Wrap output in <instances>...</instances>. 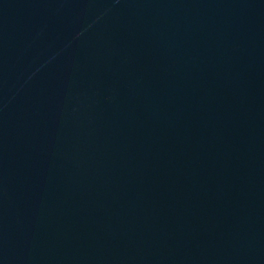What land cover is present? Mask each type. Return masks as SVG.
<instances>
[{"label":"water","instance_id":"water-1","mask_svg":"<svg viewBox=\"0 0 264 264\" xmlns=\"http://www.w3.org/2000/svg\"><path fill=\"white\" fill-rule=\"evenodd\" d=\"M0 264H264V0H0Z\"/></svg>","mask_w":264,"mask_h":264}]
</instances>
